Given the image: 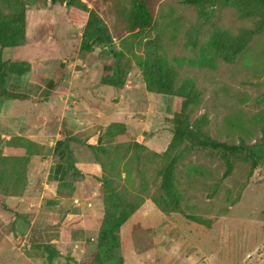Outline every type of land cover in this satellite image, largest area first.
Instances as JSON below:
<instances>
[{
    "label": "rangeland",
    "instance_id": "374dc122",
    "mask_svg": "<svg viewBox=\"0 0 264 264\" xmlns=\"http://www.w3.org/2000/svg\"><path fill=\"white\" fill-rule=\"evenodd\" d=\"M49 1L35 3L43 5ZM79 1L112 31L115 3ZM153 10L150 28L137 35L136 31L126 33L93 49L108 57L114 51L124 53L137 108L144 110L152 104L155 112L140 113L141 128L133 133L118 128L108 143L114 148L99 154L103 167L100 180L93 184L102 192L101 204L94 197L90 202L92 213H74L64 224L72 226L89 215L93 219L90 233L78 229L77 233H84L81 242L68 244L62 239L56 246L40 241L39 237L26 238L30 231L40 234V221L34 222L31 217L38 204L49 210L54 201L38 203L37 196L42 190L40 178L36 171L29 174V162L4 167L0 159V170L5 174L0 183L4 204L0 206V264H90L103 218L104 182L115 191L132 196L139 205L119 229L121 264H264V159L254 169L249 160L234 159L232 171L223 177L225 165L215 152L192 149L185 153L175 174L178 211L166 212L154 202L153 198L160 193L157 170L168 157L154 156L152 152L162 153L167 148L170 129L181 119V98L149 92L146 97L138 66L147 60V49L154 50L151 44H155L159 61L174 71L176 86L187 87L196 99L197 103L190 104L186 110L190 123L199 122L203 132L219 141L260 145L264 142V31L256 33L233 62L227 63L215 55L212 37L217 33L235 36L243 28H253L256 18H243L232 4L194 5L183 0H158ZM58 12L56 33L50 32L48 39L63 48L62 61L74 54L84 57L87 52L79 49L83 24L67 25V9L58 6ZM29 46L30 43L24 42L16 51L27 50ZM16 51L5 50L4 61ZM92 64V60L85 66L77 62L67 73L62 71L61 77L74 82L87 76L96 77ZM175 100H179L180 107L175 105ZM159 129L166 132L154 139L157 150L126 148L134 142L136 134L144 131L152 136ZM14 137H0V158L23 156L3 153L4 146H20ZM33 149L37 152V148ZM83 151L90 155L87 149ZM7 197L21 198L20 205L16 209L10 201L5 205ZM66 212L69 209L61 216ZM188 215L203 224L187 219Z\"/></svg>",
    "mask_w": 264,
    "mask_h": 264
},
{
    "label": "crops",
    "instance_id": "0c3cea01",
    "mask_svg": "<svg viewBox=\"0 0 264 264\" xmlns=\"http://www.w3.org/2000/svg\"><path fill=\"white\" fill-rule=\"evenodd\" d=\"M58 6L67 9V25H72L65 3L52 4L49 1L43 5L35 3L26 7L24 42L30 43V46L19 52L16 49L21 45L11 48L16 52H12L4 61L0 72V137L21 136L38 145L37 152L30 156L28 171L29 174L30 171H36L40 178L42 190L37 196L38 203L54 201L49 210L43 206L40 208L38 204L31 217L34 222L37 219L40 221V234L30 231L26 238L39 237L40 241L55 246L62 239L68 244L81 242L84 233H77V230L90 233L93 226L90 222L93 219L88 215L72 226L64 224L74 213H92L90 202L94 197L98 198L100 204L102 201L101 190L93 184L100 180L101 166L85 144H102L105 130L112 123L123 124L133 133L134 129L141 128L139 124L142 119L138 117L140 113L144 111L149 115L155 112L152 104L144 110L137 108L131 93L133 80L129 75L121 88L100 84L102 72L109 71L113 65L111 56L92 50L85 53L84 57L74 54L62 61L60 54L63 48L48 39L50 32L56 33L58 27ZM91 60L92 68L95 67L97 72L96 77L87 76L75 82L61 77V72L67 73L75 63L85 66ZM11 61L26 62L29 70L22 73L9 72L7 68ZM146 91L144 95L148 97ZM171 104L172 101L169 108ZM175 105L180 107L179 100H175ZM177 107L175 113H178ZM178 117L175 114V118ZM162 132L166 131L159 129L151 136L142 131L136 134L134 141L148 149L157 150L154 139L160 137ZM2 149L6 155L25 154V148L21 146H4ZM83 149H87L90 155L85 154ZM69 161L78 175H73L69 169ZM20 199L7 197L4 203L7 205L10 201L16 209ZM66 209H69V213L66 212L62 217L61 213ZM13 219L16 220L15 217Z\"/></svg>",
    "mask_w": 264,
    "mask_h": 264
},
{
    "label": "trees",
    "instance_id": "16d2710c",
    "mask_svg": "<svg viewBox=\"0 0 264 264\" xmlns=\"http://www.w3.org/2000/svg\"><path fill=\"white\" fill-rule=\"evenodd\" d=\"M115 3V24L112 31L92 10H88L86 5L79 0H50L52 4L56 2L65 3L68 8V18L72 23L83 24L79 49L90 52L95 46L108 44L114 38L120 39L126 33L135 35L150 28L153 24L154 6L158 0H110ZM36 0H0V72L4 64V51L23 44L25 40V10L27 6L35 4ZM186 4L201 5L209 3L212 6L232 4L237 7L243 18H256L253 28H243L237 35L230 36L224 33H217L211 39V47L217 57L227 63L233 60L246 48L256 33L264 31V0H183ZM127 43L123 41V45ZM154 50L147 49V60L138 64L141 71L145 88L148 92L171 95L181 98V108L179 115L181 119L171 129V139L167 148L162 153L152 152L154 156H167V160L157 170L160 178L158 196L154 197V202L164 211H178L179 197L175 191L176 171L179 162L187 151L192 149L207 150L215 152L224 162L225 170L223 177L227 176L233 168L234 159H246L250 161L251 169H254L258 162L264 159V142L260 145L247 146L243 141L238 143H226L216 140L201 130L199 122L190 123L186 114L187 107L195 104L196 99L185 86H176L174 71L159 61L157 46L151 44ZM113 65L109 71L100 78V84L121 88L124 86L128 74V61L122 51L112 53ZM8 71L22 73L29 70L26 62L11 61L8 64ZM118 128L125 126L119 123L110 124L104 133V141L98 146L85 144L95 160L100 164L99 154L110 152L108 145L113 139ZM21 147L25 148L23 156H3L4 167L13 165H26L30 156L38 145L24 137H14ZM179 146H183L180 151H175ZM116 147V146H115ZM133 150H150L138 143L133 142L126 148ZM139 158V156H137ZM68 167L73 175H78L71 161ZM194 171H197L196 169ZM5 174L0 170V183ZM71 186V184H70ZM0 206L3 204V196L0 194ZM139 205L135 203L132 196H128L122 191H115L107 182L103 183V218L99 227L97 237V247L95 255L90 264H121L122 257L119 244V229L124 222L137 210ZM187 219L203 224L195 216L188 215Z\"/></svg>",
    "mask_w": 264,
    "mask_h": 264
}]
</instances>
